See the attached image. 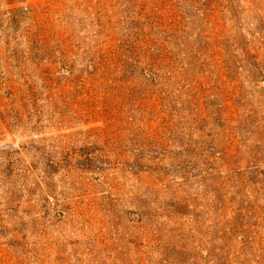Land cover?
Wrapping results in <instances>:
<instances>
[{
	"label": "rangeland",
	"instance_id": "1",
	"mask_svg": "<svg viewBox=\"0 0 264 264\" xmlns=\"http://www.w3.org/2000/svg\"><path fill=\"white\" fill-rule=\"evenodd\" d=\"M257 167L264 0H0V264H264Z\"/></svg>",
	"mask_w": 264,
	"mask_h": 264
},
{
	"label": "trees",
	"instance_id": "2",
	"mask_svg": "<svg viewBox=\"0 0 264 264\" xmlns=\"http://www.w3.org/2000/svg\"><path fill=\"white\" fill-rule=\"evenodd\" d=\"M142 71H143L142 73L147 77V79H149L151 81V84H154V85L158 84L157 79L160 77L158 72L153 71L150 67H148V65H145V67H143ZM95 78L96 77H94V79ZM152 88H154V87H152ZM92 89H94V88H92ZM117 89H119V88L118 87H107L104 91V98H106L107 92L110 93L108 95H110L109 97L112 98L113 95H111V92H113ZM86 95H88L89 99H90L91 96H94V93H89V90H88V91H86ZM148 99H150V96L146 95V96H141L135 100H148ZM122 102L123 101L120 100L119 102L114 103L113 108L110 110H107L106 108H103V107L98 105L99 113L101 115L105 116L106 112H108V113H110L109 117H111L112 123L119 122V120L121 119V112H124L122 109V106H123ZM140 105H141V102L136 105V108H141ZM89 107H90V105H89ZM126 111H131V109L130 110L128 109ZM89 113L96 114L97 112L92 107V109L89 110ZM111 125H113V124H110V126ZM263 171H264V168L257 167L254 170H250L249 173L246 174V179H245L246 181L245 182L250 185L252 190L255 188L258 189V186H260V187L264 186V180L257 179V177H256L257 175L263 174ZM237 174L238 175L244 174V170L237 171Z\"/></svg>",
	"mask_w": 264,
	"mask_h": 264
}]
</instances>
